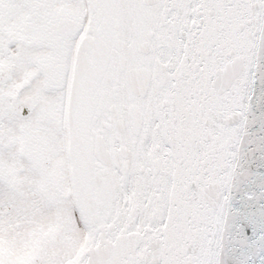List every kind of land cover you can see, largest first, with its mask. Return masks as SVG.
Returning a JSON list of instances; mask_svg holds the SVG:
<instances>
[{
	"label": "snow or ice",
	"instance_id": "obj_1",
	"mask_svg": "<svg viewBox=\"0 0 264 264\" xmlns=\"http://www.w3.org/2000/svg\"><path fill=\"white\" fill-rule=\"evenodd\" d=\"M0 264H264V0H0Z\"/></svg>",
	"mask_w": 264,
	"mask_h": 264
}]
</instances>
